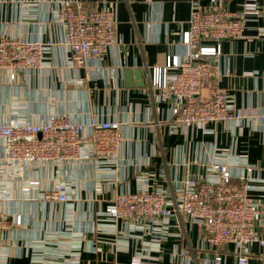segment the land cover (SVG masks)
Instances as JSON below:
<instances>
[{
    "label": "crops",
    "instance_id": "0c3cea01",
    "mask_svg": "<svg viewBox=\"0 0 264 264\" xmlns=\"http://www.w3.org/2000/svg\"><path fill=\"white\" fill-rule=\"evenodd\" d=\"M214 1L235 11L244 0H200L205 6ZM67 3L116 8L117 53L110 49L100 58L76 62L63 43L67 30L57 20ZM190 13L189 0H0V37L49 43L42 66L21 69L14 79L9 70H0V123L11 117L41 122L54 113L78 122H124L115 157L97 153L87 142L80 160L27 166L10 181L9 199L0 196V215L9 224L0 236V264H132L134 258L142 264H217L218 255L220 264H236L235 244L212 246L187 216L114 221L107 214L117 193L146 187L174 201L187 178L213 177L209 163L224 158L241 162H233L234 175L250 176V194L263 206L255 229L264 237V119L178 125L171 102L151 87L154 66L186 54ZM215 64L231 102L264 114V17L248 22L244 38L223 41ZM99 67H114L116 74L108 79ZM2 157L0 146V194ZM243 163L257 169L247 174ZM33 178L41 184L27 194L21 185ZM58 180L68 184L67 202L52 197ZM243 250L250 264H264L259 242Z\"/></svg>",
    "mask_w": 264,
    "mask_h": 264
},
{
    "label": "built area",
    "instance_id": "2783aa9c",
    "mask_svg": "<svg viewBox=\"0 0 264 264\" xmlns=\"http://www.w3.org/2000/svg\"><path fill=\"white\" fill-rule=\"evenodd\" d=\"M191 13L183 58L174 55L165 65L154 66L151 87L159 90L164 101L172 105L176 124L192 127L210 122H231L243 119H264V114L250 109H238L228 93L219 85L221 74L216 61L222 53V42L245 37L246 27L252 19L264 17L262 0H244L240 8L231 11L216 1L202 5L200 0H189ZM57 20L67 30L64 44L72 51L73 59L84 63L100 58L110 49L117 53L119 39L116 31L117 11L113 7L89 9L83 5L65 4ZM49 43L25 37H0V70H9L15 78L19 70L42 66ZM106 78L116 74L114 67H99ZM215 81V84L212 82ZM74 82H78L76 79ZM208 94L203 95L204 89ZM121 120L99 121L91 118L78 122L69 114H51L41 122H26L11 117L0 123V146L3 149V177L1 199L8 200L10 181L21 177L25 167L39 164L61 166L82 158L84 145L90 142L97 153L115 157L123 141ZM90 130V133H87ZM241 164L227 158L211 161L213 177L187 178L179 197L169 200L162 190L146 187L137 192L117 193L107 208L110 219L159 220L171 215H184L202 228L205 240L216 248L227 243L239 249L236 264H250L245 245L259 242L264 237L255 229L263 213V206L250 194L253 185L250 176L234 175L231 168ZM244 164V163H243ZM247 174L256 165L244 164ZM237 179V180H235ZM41 180L33 178L21 188L30 194ZM68 184L56 181L52 197L69 201ZM174 203V209L170 205ZM19 214L17 223L21 224ZM9 228L7 219L0 215V236ZM120 250V246L116 245ZM222 255L215 258L222 263ZM132 264H142L134 258Z\"/></svg>",
    "mask_w": 264,
    "mask_h": 264
},
{
    "label": "water",
    "instance_id": "95a60500",
    "mask_svg": "<svg viewBox=\"0 0 264 264\" xmlns=\"http://www.w3.org/2000/svg\"><path fill=\"white\" fill-rule=\"evenodd\" d=\"M134 72L136 73V75H137L138 77L141 76L139 71H134ZM126 73H127V75L129 74V76H132V71L129 70V71H127Z\"/></svg>",
    "mask_w": 264,
    "mask_h": 264
}]
</instances>
